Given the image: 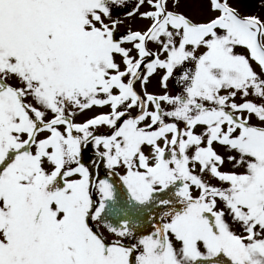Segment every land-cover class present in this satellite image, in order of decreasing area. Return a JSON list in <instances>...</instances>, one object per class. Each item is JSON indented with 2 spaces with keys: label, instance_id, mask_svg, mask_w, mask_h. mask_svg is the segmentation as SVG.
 <instances>
[{
  "label": "snow or ice",
  "instance_id": "snow-or-ice-1",
  "mask_svg": "<svg viewBox=\"0 0 264 264\" xmlns=\"http://www.w3.org/2000/svg\"><path fill=\"white\" fill-rule=\"evenodd\" d=\"M0 264H264V0H0Z\"/></svg>",
  "mask_w": 264,
  "mask_h": 264
},
{
  "label": "rangeland",
  "instance_id": "rangeland-1",
  "mask_svg": "<svg viewBox=\"0 0 264 264\" xmlns=\"http://www.w3.org/2000/svg\"><path fill=\"white\" fill-rule=\"evenodd\" d=\"M251 10H255V9H251ZM147 23H148L147 21H141L138 23H134L133 27H143ZM150 46L153 47V49L155 50V47H156L155 45H150ZM225 167H227V165H225Z\"/></svg>",
  "mask_w": 264,
  "mask_h": 264
}]
</instances>
